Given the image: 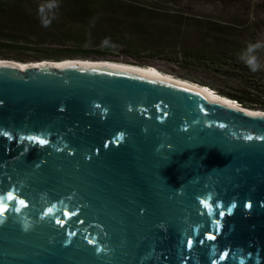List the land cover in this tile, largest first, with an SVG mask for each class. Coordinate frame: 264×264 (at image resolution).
Returning <instances> with one entry per match:
<instances>
[{"label":"water","instance_id":"95a60500","mask_svg":"<svg viewBox=\"0 0 264 264\" xmlns=\"http://www.w3.org/2000/svg\"><path fill=\"white\" fill-rule=\"evenodd\" d=\"M91 60L0 58V264H264V109Z\"/></svg>","mask_w":264,"mask_h":264},{"label":"rangeland","instance_id":"374dc122","mask_svg":"<svg viewBox=\"0 0 264 264\" xmlns=\"http://www.w3.org/2000/svg\"><path fill=\"white\" fill-rule=\"evenodd\" d=\"M71 2L64 6V2ZM42 16L68 35V41L57 42L39 35L40 18L22 9L3 18L0 37L14 42L18 50L63 48L76 51L80 59H107L137 65H150L179 76L200 74L174 56L183 47L204 49L214 42L209 28L223 24L250 25L264 43V0H35ZM51 4L53 8L47 6ZM64 6V7H63ZM34 29H37L35 31ZM31 30V31H30ZM115 35L118 49L104 47L105 40L93 31ZM94 35V36H91ZM94 37V38H93ZM73 43V44H72ZM30 48V49H26ZM176 49V50H175ZM15 50V48H12ZM25 57L18 61H34ZM182 78V77H181ZM189 80V79H188ZM250 107V106H248ZM252 108V107H251Z\"/></svg>","mask_w":264,"mask_h":264},{"label":"trees","instance_id":"16d2710c","mask_svg":"<svg viewBox=\"0 0 264 264\" xmlns=\"http://www.w3.org/2000/svg\"><path fill=\"white\" fill-rule=\"evenodd\" d=\"M35 0H0V33L3 28V18L14 10L22 9L32 17L40 18L41 27L37 28L39 35L48 37L57 42H66L68 35L58 29L50 21L47 25L43 23L45 16L40 12ZM71 2L65 1L64 6ZM63 6V7H64ZM44 17V18H43ZM244 24H223L213 29L211 26L208 36L214 37V42L204 49L183 47L174 52L176 60L186 64L192 69L200 70V74L179 73V76L202 85H207L219 94L237 100L244 106L256 109H264V48L254 53L262 67L252 71L243 60V56L249 55L246 51L249 44L261 42L255 31H250ZM37 29H34L37 31ZM31 31V30H30ZM96 37L105 40L104 47L107 49H118L119 44L114 34L107 31H93ZM94 36V35H91ZM94 38V37H93ZM73 44V43H72ZM14 42H5L0 37V58H16L21 60L30 57L31 60L40 59H62L74 58L82 53L67 50L66 48H32V52L18 50ZM15 48V50H12ZM30 49V48H26Z\"/></svg>","mask_w":264,"mask_h":264},{"label":"bare ground","instance_id":"6f19581e","mask_svg":"<svg viewBox=\"0 0 264 264\" xmlns=\"http://www.w3.org/2000/svg\"><path fill=\"white\" fill-rule=\"evenodd\" d=\"M77 59V58H76ZM84 60H87V61H97V60H91V59H84ZM100 61H106L105 63L106 64H109L111 66H114V67H118V68H129L133 71H136V72H141V73H144V74H148V75H151L153 77H162V78H169V79H178L179 81H182L183 83H186V84H189L191 83L192 85H196L197 83L191 81V80H188V79H185V78H181V77H178V76H174L172 74H169V73H166V72H163L159 69H157L156 67L154 66H147V65H137V64H131V63H125V62H120V61H113V60H100ZM20 63L21 66H24L25 62L23 61H18ZM203 90H206V92H208L210 94V96L213 98H219L221 100H223L224 102H227V103H231L232 101H229V99H225V98H222L220 94L217 93L216 90L210 88V87H207L205 85H202ZM205 86V87H204ZM238 102V101H237ZM235 101V103H237Z\"/></svg>","mask_w":264,"mask_h":264},{"label":"clouds","instance_id":"9594fccd","mask_svg":"<svg viewBox=\"0 0 264 264\" xmlns=\"http://www.w3.org/2000/svg\"><path fill=\"white\" fill-rule=\"evenodd\" d=\"M49 9L53 8V5L49 4L47 6ZM41 13L45 12L44 8L40 9ZM43 23H45L46 25L48 23H50L49 19H44ZM264 48V44H262L261 42H256L254 44H249L247 46L246 51L249 53V55L243 56V60L244 63L252 70V71H257L260 67H262V65L260 64V62L258 61L257 56L254 54L256 52V50ZM32 224L28 223V222H24L22 223V228L24 231H28L29 229L32 228ZM101 251H104L105 253H108L109 249L105 248L104 246L102 247H97V253H100Z\"/></svg>","mask_w":264,"mask_h":264},{"label":"snow or ice","instance_id":"6c2138e0","mask_svg":"<svg viewBox=\"0 0 264 264\" xmlns=\"http://www.w3.org/2000/svg\"><path fill=\"white\" fill-rule=\"evenodd\" d=\"M41 143H44V141H41ZM189 244H191V240H189V242H188Z\"/></svg>","mask_w":264,"mask_h":264}]
</instances>
